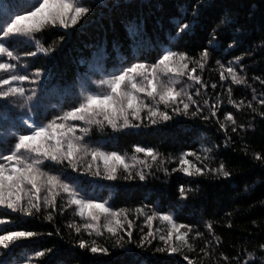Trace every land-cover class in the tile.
<instances>
[{"label": "snow or ice", "instance_id": "6c2138e0", "mask_svg": "<svg viewBox=\"0 0 264 264\" xmlns=\"http://www.w3.org/2000/svg\"><path fill=\"white\" fill-rule=\"evenodd\" d=\"M254 9L251 5L250 11ZM92 10L86 0H0V264H10L9 257L24 247L20 242L41 235L33 230H11L14 221L43 217L51 222L69 210L73 217H79V222L72 219L66 225L68 235H74L72 243L94 257H111L116 249L134 254L128 247L131 245L144 251L152 249L154 264H169L167 258L173 256L182 257L186 264H264V242L251 250L241 245L229 257L220 250L222 239L211 220L204 221L205 231H201L195 225L178 223L172 208L163 211L151 203L114 208L108 199L93 195L83 186L84 176L111 182H145L150 177L158 178V173L165 178L175 173L225 180L232 176L225 161L218 159L221 144L201 141L196 151L165 154L159 148L137 143L129 154L105 150L99 141L94 143V130L130 133L176 127L183 123L178 118H187L214 122L217 131L224 134L223 148L227 149L235 143L232 134L243 139L241 133L246 131V125L237 121L228 105L237 112L247 108L255 114L253 119L264 118V91L258 93L248 82L243 56L226 64L217 59L215 66H209V48L220 50L215 30L208 46L195 55L174 50L177 44L171 41H179L194 30L198 7L191 9L190 22H184L187 8L181 9L179 19H173L175 32L169 33L167 47H162L159 40L145 43L143 21L129 20L126 34L136 55L129 59L114 44L117 62L110 69L102 63L91 66L89 72L78 77V91L57 88L54 74L47 67L30 71L29 58L38 54L54 63L57 50L75 36L77 25L83 27L81 21ZM236 23L230 15L221 21L223 25ZM52 29L58 35L45 46L39 34ZM240 32L236 27L223 50L225 54L239 46ZM259 46L264 47V41ZM20 47L34 50L21 53ZM145 47L156 49L154 62L139 59ZM94 55L103 61L108 58L103 48ZM206 71L218 73V79L206 78ZM97 73L99 79H93ZM252 80L264 88V78L254 76ZM233 85L250 88L251 99H234ZM53 94L60 97L61 106L48 118L47 109H41L43 100ZM68 98L71 103L64 107ZM12 108L20 109L15 119L10 116ZM244 151L247 154L246 147ZM253 159L264 164L259 152ZM198 191V187L183 184L178 188L181 200ZM173 207L179 209L181 205ZM227 226L231 228L232 224ZM136 232L138 236L134 237ZM55 255L50 247L35 250L25 254L20 264H41L46 256L43 264H52ZM132 264L148 261L137 259Z\"/></svg>", "mask_w": 264, "mask_h": 264}, {"label": "trees", "instance_id": "16d2710c", "mask_svg": "<svg viewBox=\"0 0 264 264\" xmlns=\"http://www.w3.org/2000/svg\"><path fill=\"white\" fill-rule=\"evenodd\" d=\"M86 2L92 7V12L81 21L82 28L77 25L79 31L75 36L68 39L62 49L57 50L54 63H49L40 54L29 58V63L32 64L30 71L47 67L54 74L53 84L57 88L71 87L74 92L78 91V77L89 72L94 64L99 66L102 63L104 68L110 69L113 63L117 62L113 51L114 44L121 47V55L132 59L136 55V48L130 46L126 34L125 24L129 20L143 21L145 43L148 39L159 40L162 47H167L169 33L174 35L175 32L173 19H179L182 16L181 9L187 8L189 11L184 22H190L193 19L191 9L198 7V22L194 30L179 41H171L177 44L174 50L187 51L195 55L208 46V41L215 30L220 50L213 51L209 48L211 53L209 66H215L217 59L226 64L236 56H243L242 63L245 65L248 82L258 93L264 91L258 81L252 80L254 76L264 78V47L259 46L260 42L264 41V0H86ZM251 5H255L253 11H250ZM225 15L235 17L237 23L221 24ZM236 27L241 28V32L237 34L239 46L225 54L223 50L231 42ZM57 35L56 30L52 29L39 34V38L47 46ZM101 48L108 53L106 61L94 55ZM30 50L34 49L19 48L21 53ZM155 55L154 47H145L139 59L152 63ZM205 77L215 81L218 79V73L206 71ZM93 79H99V73L93 76ZM232 87L234 99H251L250 88L242 85ZM70 103L71 98H68L63 106L68 107ZM59 106L60 97L53 94L43 100L41 110L47 109L48 118H51ZM227 108L233 112L239 123L246 125V131L241 133L243 139L232 134L235 143L227 149L223 148L224 134L217 131L214 122L205 123L187 118H178L183 123L176 127L160 126L142 131L134 130L130 133H113L111 129H106L103 133L94 130L92 141L101 142L105 150L129 154L132 146L137 143L159 148L165 154H176L180 151H196L200 148L201 141L205 143L212 141L221 144V150L217 155L218 159L225 161L232 172L229 179L211 176L193 178L182 173L165 178L158 173V178L150 177L145 182L123 180L111 182L84 176L83 186L93 195L108 199L114 208H132L141 203L155 204L163 211L172 208L177 213L175 219L178 223L195 225L201 231H205L204 221L211 220L216 234L222 239L220 250L229 257L239 251L241 245L251 250L256 244L264 242V164L253 159V154L257 152L264 156V118L255 116L253 119L255 114L247 108L239 112L230 105ZM223 110L222 107L221 111ZM19 114L20 109L12 108L10 116L13 119ZM249 124L251 127H247ZM245 147L247 154L244 151ZM181 184L185 187H198L199 191L195 195H189L187 200H181L178 192ZM176 204H180L181 207L174 208ZM72 219L79 222V217H73L69 210L51 222L43 217L14 221L11 230H33L41 235L30 241L20 242L24 247L16 249L9 257L10 264H20L25 254L31 255L35 250L49 247L56 252L52 264H132L137 259H147L148 264H154L152 249L144 251L131 245L128 247L133 248L134 254L126 253L124 249L114 250L111 257L85 254L72 243L74 235L72 237L68 235L66 225ZM228 223L232 224L231 228L227 226ZM48 233L52 235L49 236ZM136 236L138 232L134 233V237ZM156 258H160V254H156ZM47 259V256L42 258L41 264ZM167 259L169 264H186L179 256Z\"/></svg>", "mask_w": 264, "mask_h": 264}]
</instances>
